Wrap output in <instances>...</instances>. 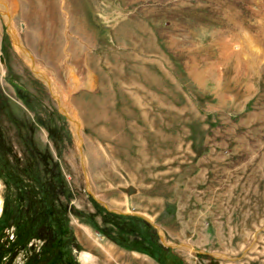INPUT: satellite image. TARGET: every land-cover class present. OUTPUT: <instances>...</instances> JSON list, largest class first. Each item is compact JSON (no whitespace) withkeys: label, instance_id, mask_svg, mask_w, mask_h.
<instances>
[{"label":"rangeland","instance_id":"1","mask_svg":"<svg viewBox=\"0 0 264 264\" xmlns=\"http://www.w3.org/2000/svg\"><path fill=\"white\" fill-rule=\"evenodd\" d=\"M15 1L12 28L41 71L67 91L88 66L94 87L67 92L75 124L0 8L3 248L37 178L61 183L66 261L89 250L107 264L100 241L160 264L146 252L150 235L165 246L158 226L183 243L176 264H264V0ZM102 208L136 217L141 233L117 236L129 247L105 234Z\"/></svg>","mask_w":264,"mask_h":264},{"label":"trees","instance_id":"2","mask_svg":"<svg viewBox=\"0 0 264 264\" xmlns=\"http://www.w3.org/2000/svg\"><path fill=\"white\" fill-rule=\"evenodd\" d=\"M39 186H31L28 191V204L26 210L17 205L11 215L5 218V226H13L12 238H5V248L0 243V264L11 260L21 249L25 250V264H74L65 260L63 249V237L69 232L67 225V207L63 203L60 194L63 190L58 183L51 188H46L37 178H32ZM105 223L109 224L105 234L113 241L122 243L117 236L126 234H140V227L135 223L136 217L128 214H119L102 208L99 210ZM148 225L147 223H145ZM35 239L41 240L38 249H35ZM142 239H135L140 242ZM149 249L145 250L156 258L160 264H176L179 257L169 251V247H161L154 236L150 235ZM166 247V248H165ZM136 250H141L136 248ZM28 251L31 253L28 254Z\"/></svg>","mask_w":264,"mask_h":264},{"label":"bare ground","instance_id":"3","mask_svg":"<svg viewBox=\"0 0 264 264\" xmlns=\"http://www.w3.org/2000/svg\"><path fill=\"white\" fill-rule=\"evenodd\" d=\"M16 7H17L16 1H15V3H13V2H11V3L9 2L8 3V2H5V0H0V8L3 9V10L4 9L6 10V12L4 14V17H6L8 19V21L10 22L11 33L13 35V40H14V44H15L16 48L19 50L20 53H22V55H24L26 57V60L30 64L33 65V69L36 70L37 75L40 76L41 78L45 79L48 82L49 86L52 88V90H53V92L55 94L58 93V95H59L58 99H59V102H60L63 110L70 114V116L74 120L75 124H78L79 120H77V115L74 112V110L70 107L69 100L67 99V95H68L67 92L76 91V90L81 89V88L92 89L94 87V81L92 79V72H91L92 70H90V68L86 65L87 66L86 68L88 70V79L85 78L86 80L82 81V80H76L75 78H70V81L68 83V90L67 91L62 89L60 86L56 85L54 83V81L52 79H50V77L45 72V71H47V69L45 71H41L43 69L42 65L41 64H36L34 62L33 57L31 55L29 56V55H26L24 53V51H23V48H24L23 43H22L21 39L17 36V34L14 31V29L12 28V15L16 11ZM7 19H6V21H7ZM84 63H86V62H84ZM81 67L83 68L82 63H81ZM83 69H85V68H83ZM83 69H81V70H83ZM70 116H69V118H70ZM77 133L80 136L79 131ZM1 205H2V199L0 198V211H1V208H2ZM88 232H87V234H88ZM96 242H97V245L99 247V250L105 256L106 263L109 264V263H113L114 262L116 264H129V263H126V262L123 263L124 259L122 260V258L120 257V253L121 252L118 251V249L115 248L113 245L108 244V243H103V242H100V241H96ZM186 246H188L191 250L193 249L189 245H185V247ZM80 257H81L82 261L85 264L86 263H90L91 264V263H94L96 261L94 259L95 255L92 252H90L89 250L88 251L84 250L81 253Z\"/></svg>","mask_w":264,"mask_h":264},{"label":"water","instance_id":"4","mask_svg":"<svg viewBox=\"0 0 264 264\" xmlns=\"http://www.w3.org/2000/svg\"><path fill=\"white\" fill-rule=\"evenodd\" d=\"M23 51L26 55H29L30 56V52L23 48ZM58 101V100H57ZM157 230H158V234H159V237L161 239V242L166 246V247H174V246H178V245H183V243H170L168 241L165 240L164 238V235L161 231H159V227L157 226Z\"/></svg>","mask_w":264,"mask_h":264},{"label":"crops","instance_id":"5","mask_svg":"<svg viewBox=\"0 0 264 264\" xmlns=\"http://www.w3.org/2000/svg\"><path fill=\"white\" fill-rule=\"evenodd\" d=\"M108 244H111V243H108ZM111 245H113V244H111ZM114 246V245H113ZM115 247V246H114ZM115 248H117V247H115ZM118 249V248H117ZM118 251H120L121 253H120V257L122 258V260H123V263L124 262H126V263H129V264H132L133 263V261L135 260V261H137L138 262V259H139V257L138 256H133V255H128V254H126L124 251H121V250H119L118 249ZM124 254V255H123ZM108 264V263H107ZM109 264H112V263H109Z\"/></svg>","mask_w":264,"mask_h":264},{"label":"built area","instance_id":"6","mask_svg":"<svg viewBox=\"0 0 264 264\" xmlns=\"http://www.w3.org/2000/svg\"><path fill=\"white\" fill-rule=\"evenodd\" d=\"M11 237H12V235H11Z\"/></svg>","mask_w":264,"mask_h":264}]
</instances>
